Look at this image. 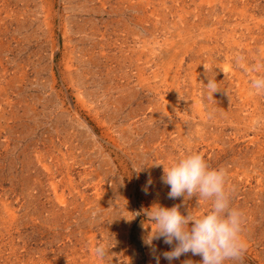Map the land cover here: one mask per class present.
I'll return each instance as SVG.
<instances>
[{"label":"rangeland","instance_id":"1","mask_svg":"<svg viewBox=\"0 0 264 264\" xmlns=\"http://www.w3.org/2000/svg\"><path fill=\"white\" fill-rule=\"evenodd\" d=\"M258 76L264 0H0V264H169L144 213L210 210L161 180L191 153L244 214L226 264H264Z\"/></svg>","mask_w":264,"mask_h":264},{"label":"clouds","instance_id":"2","mask_svg":"<svg viewBox=\"0 0 264 264\" xmlns=\"http://www.w3.org/2000/svg\"><path fill=\"white\" fill-rule=\"evenodd\" d=\"M251 87L257 93H264V76L254 79ZM206 89L209 99H212L219 90L217 81L209 78ZM162 165L161 180L170 188L169 199L183 197L187 201L196 197L197 203L210 201L211 208L202 215H196L191 210L186 214L181 212L180 205L171 208L154 205L144 213L152 222V233L145 243L151 246L153 239L163 238L165 244L174 245L171 251L162 253L169 264L188 253L200 256V264H226L241 260L248 248L242 238L244 214L231 206L226 170L210 167L199 153L183 156L170 166ZM151 183L149 178L148 184ZM96 252L104 255L103 247H98ZM154 259L156 264H160L159 255ZM184 264L192 262L189 260Z\"/></svg>","mask_w":264,"mask_h":264}]
</instances>
